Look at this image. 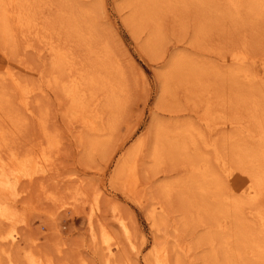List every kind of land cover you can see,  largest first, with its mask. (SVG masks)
Wrapping results in <instances>:
<instances>
[{
    "label": "rangeland",
    "instance_id": "374dc122",
    "mask_svg": "<svg viewBox=\"0 0 264 264\" xmlns=\"http://www.w3.org/2000/svg\"><path fill=\"white\" fill-rule=\"evenodd\" d=\"M222 1L42 0L34 12L45 29L15 34V49L1 45L0 76L9 70L33 89V115L25 117L2 82L21 122L0 155H32L48 140L54 146L41 183L0 179V207L15 214L12 224L0 221V264H157L160 249L166 264H264V191L234 212L240 197L226 178H245L240 142L254 140L241 125L255 135L254 120L264 118V11L258 0L256 10L248 0L237 9ZM100 53L115 69L97 63ZM182 56L195 69H178L164 95L161 75ZM95 70L110 82L100 99L112 90L120 102L116 113L99 109L102 128H115L104 136L87 127L91 108H76L61 88ZM153 121L185 125L174 135L180 143L189 134L186 145L156 143ZM143 136L146 144L133 151ZM133 161L137 181L128 183L117 171ZM103 229L118 244L112 258L100 247Z\"/></svg>",
    "mask_w": 264,
    "mask_h": 264
},
{
    "label": "bare ground",
    "instance_id": "6f19581e",
    "mask_svg": "<svg viewBox=\"0 0 264 264\" xmlns=\"http://www.w3.org/2000/svg\"><path fill=\"white\" fill-rule=\"evenodd\" d=\"M41 1L42 0H0V39L2 41L0 42V47L2 45V47L5 49H15V44H14V38L16 36L15 34L22 33V32L25 33L29 30H34L35 32L36 31L39 32L40 28L43 30L45 29L43 27L44 25L41 26L39 23L41 20L39 19L40 17L38 18V16L36 15V12H34L36 11L34 9L40 4ZM223 1H225V3L227 2L228 5L232 9L238 8L239 0H223ZM258 1L261 3L260 7H257L256 5H254L256 0H248V7L254 8L255 10L258 8V9H261V11H264V0H258ZM137 17H139L138 14H136V16L133 15L132 18L133 20H136L135 18ZM50 53H52L56 57H59L58 54H60V51L59 50L53 51L52 49H50ZM96 61L97 63L100 64L101 67L102 66L104 67L106 65V66H109L111 69H115V65L108 62L107 55H104L103 53L96 55ZM187 65L189 66V69L190 68H192V70L195 69V64H193V62H188L185 58H183V56L179 58H174L172 60L169 70L166 73H163L161 75L162 80L160 79V82H161L160 90L162 94L165 95V93L171 92L170 88H172L171 87L172 85H170L169 82L173 81L172 79L174 78V74L178 73L177 72L178 69L184 70L186 69ZM71 68H74V67H71ZM81 69H82V65H81ZM97 74H98V71L95 70L91 72L90 74L79 75L78 77L76 75H72V77H69L67 84H63L61 88L66 98L76 103V108H78L79 105H82V109L86 107L91 108L90 113L93 116L89 118L88 121L85 119L87 121V125H88L87 127H89L88 129L92 131L99 132L100 136H104L106 133L105 132L106 129H108L109 127H106V129L102 128L101 124L103 121L102 119L103 117H101V112H99V109L101 110L103 107L111 105L112 113H116L118 111V105L120 104V102L117 100V97H116L117 95L115 94V91H112V90H110L106 96L102 97L103 99H100L101 91L108 90V88L110 87L109 86L110 82L108 79L101 80L99 77H97ZM2 75L0 76V123L3 124L4 131L0 135V154L4 153V151L6 150V148L5 150L3 148V146L5 145V143L3 142H4V137L6 133L10 132L12 129H14V127H16L21 122L20 116L18 115V113H16L18 109L22 110L25 117L26 115L28 117L33 115L32 108L30 107L31 103H33V102L30 103V100L32 98L31 93L33 92V89L22 85L19 79L9 70H7V73L4 76ZM249 77L250 75L245 74L244 80H248ZM6 81H8V84H10L13 87L15 94L19 98L18 99L19 107L17 110L13 109L14 107H12V104H11L12 102L10 103V97L5 91H3L4 86L1 84L2 82L4 83ZM256 105H257L256 102H254V107ZM262 110H263L262 113L264 114V109ZM254 113H256L254 115L255 117L260 118V116H258L257 111L255 109H254ZM254 122L255 124L257 123V130H258L255 135L252 133L251 130H248L243 125H241L243 127L240 130L241 133L245 132L244 135H246V137L252 138L254 142L252 144H248V143L246 144L242 141H241L242 143L240 142V146L241 148H243V153H242V157L240 159V164H239V167H241L242 172H243L242 177H245L246 179L250 178L253 180V182L251 181L252 183H248L247 181L244 180L245 178L236 180L234 179V175L229 172L226 176V178L230 180L232 190H234L236 194L240 197L239 200H235L232 202L234 212L242 208V205L244 204L257 203L258 198H260V196H262L263 198V191H264V118L260 119V121L257 118L254 120ZM109 129L112 131L115 128L112 126ZM188 129L189 128H185V125H181V124L167 125V124H162V123H154L153 121L149 127L148 134L153 133V139H155L156 143L158 141L162 142L166 138L170 140L173 144H175V147L179 149V147H183L186 145L185 140L189 136V134L184 133L181 138L182 142L179 143L180 133L176 135H174V133L177 130H183L184 132ZM243 129H245V131H243ZM145 138H146L145 136L139 137L133 143L132 150L134 151V149L136 148H142V146L146 144ZM234 143H237V142H234ZM46 144L47 145L45 147H42V149L34 152L32 155L29 153L28 155L24 157H18L16 154H13V155H10V158L5 159L3 158L2 155H0V179L1 178L3 179V177L5 178L12 177L17 182L21 181L22 183H26L29 187L34 185L36 181H40L41 183V180L45 179L44 177H46V175L51 170L50 156L47 150L51 149L52 146H54V143L51 140H48L46 141ZM93 146L94 148L99 147V144H95ZM159 146L160 147H158L157 149L160 150L161 152L163 145L161 146L160 144ZM126 172H127V177L129 179L128 183L130 182L133 183L137 181V164H135L134 161L131 163V165H129V168L127 171L125 170V163L123 162L121 166L118 168L117 175L120 176ZM205 173H208V172H205ZM208 177L209 176H207V178ZM3 182H0V183L2 184V187L5 189V184ZM163 189H166V188L163 187ZM12 211H13V207H12ZM156 213H160V212L156 211ZM14 215L12 212H10V210L7 207H3V206L0 207V221L7 222V224L9 222L12 224V222H14L15 220L13 218ZM258 216L261 218L263 222L264 221V211L258 212ZM152 220L155 221L154 217H152ZM112 240H113V237L111 236V234L104 231L103 229V232L100 237V247L102 251L106 253V257L108 258L114 257L117 252L118 244H116L115 242L111 243ZM259 248H260L259 249L260 254L258 253L259 258L258 257L257 258L264 259V244L260 245ZM162 252H163V249L162 250L160 249L159 252L157 250L155 253L157 264L159 262L161 264H166V259L163 258ZM34 262L36 264H46V262L41 261V260H37Z\"/></svg>",
    "mask_w": 264,
    "mask_h": 264
}]
</instances>
